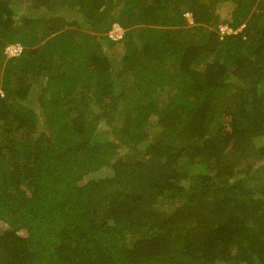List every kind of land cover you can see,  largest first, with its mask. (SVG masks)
Returning <instances> with one entry per match:
<instances>
[{
    "label": "trees",
    "instance_id": "trees-1",
    "mask_svg": "<svg viewBox=\"0 0 264 264\" xmlns=\"http://www.w3.org/2000/svg\"><path fill=\"white\" fill-rule=\"evenodd\" d=\"M25 1L0 0V264H264V0Z\"/></svg>",
    "mask_w": 264,
    "mask_h": 264
},
{
    "label": "rangeland",
    "instance_id": "rangeland-1",
    "mask_svg": "<svg viewBox=\"0 0 264 264\" xmlns=\"http://www.w3.org/2000/svg\"><path fill=\"white\" fill-rule=\"evenodd\" d=\"M25 2L26 3H24V2L21 3V5H19L18 3L15 4L14 2L11 4V6L13 8V12H16V16H15L14 19H15L17 24H19V21L17 19L19 18L20 15H24V14L35 15L36 14L35 17L39 18L42 15V12L45 11L44 9L33 10V9H31V5H32V4H30L31 2L28 1V0L25 1ZM226 4H227L226 6H224V4H221V3H217L215 5V13L218 14L221 19L229 18L228 13L232 10V5L229 2H226ZM253 9H254V7H253ZM51 12H52L51 15H56V16L57 15H63V16L66 17L67 24H66L65 27L62 28L63 30H69V31H71V33H74V31H80V32H84V33H87V34H90V33H88V31L91 30L92 34H94V35L96 34V31H94L92 29V27H90V29L86 28L87 26L80 27V24H82L79 21V15L80 14L77 12L75 7H64V6L62 7L59 4H56L51 9ZM106 15H107V18H109L111 14H109V12H108V13H106ZM41 18H42V16H41ZM75 20L77 21V25H69L72 22H74ZM37 23H38V27H37L36 30H37V33L39 34V38H41L40 36H41V34L43 32V29L45 27V24H44L45 22L39 20V21H37ZM239 29H241V27ZM118 30L115 28L113 33L117 34L119 32ZM47 38L49 39L50 37H48V36L45 37V39H43V41L47 40ZM72 38L74 40H78L79 39L77 36H74V35H72ZM115 48L117 49V50H114L115 51V56L121 57V54H122V49L121 48L122 47L119 45V46H117ZM3 64H4V62L1 63V65H0V77H1V74H2ZM32 96H34V94ZM95 112H97V110H95ZM40 119H43V118L39 117V120ZM104 121H105V119H103V120H101L99 122L100 123V127L98 129L103 128V130H105L106 132H109V129H108L109 127L106 125V123ZM42 124L41 123L37 124V128H38L37 129V133L42 128ZM32 136H34V135L32 134ZM152 137L153 136H152V133H151L150 136H149V139L152 138ZM109 174H110V171L103 168L102 170H99V171H97L95 173H92V174L88 175L87 177H85L82 180V182L87 181L89 178H92V177L100 178V177H104V176H109ZM235 175L236 176L240 175L242 177L247 176L246 172H245V169H244V166L243 167L242 166L238 167L236 169V171H235ZM257 181H258V179L256 180V182ZM82 182H80V183H82ZM252 183H254V182H252ZM1 226H4V225L2 223H0V230L3 229V227H1Z\"/></svg>",
    "mask_w": 264,
    "mask_h": 264
},
{
    "label": "clouds",
    "instance_id": "clouds-1",
    "mask_svg": "<svg viewBox=\"0 0 264 264\" xmlns=\"http://www.w3.org/2000/svg\"><path fill=\"white\" fill-rule=\"evenodd\" d=\"M57 16H63V15H57ZM63 17H65V16H63ZM184 17H185V20L187 21V26H194L195 25V23L193 22V19H192V17H191V15L189 14V13H185L184 14ZM67 20V19H66ZM67 24V23H66ZM70 25V24H69ZM66 26V25H65ZM64 26V27H65ZM115 26V27H114ZM119 29L121 32H122V36H123V33H124V30L117 24V23H113L112 25H111V27L109 28V30L107 31V35H108V37L111 39V40H113V41H117V40H121V38L120 39H112L111 37H110V34L111 33H113L114 32V29ZM90 29V28H89ZM240 29H238V31H239ZM63 31H67V30H63V29H61L60 30V32H63ZM88 33H91V30H89L88 31ZM218 33L220 34V36H224V35H229V34H232V33H235V31H233L229 26H227V24H220L219 26H218ZM92 34V33H91ZM221 38V37H220ZM14 46H19L20 48H21V51L16 55H9V53L7 52V49L9 48V47H14ZM22 49H23V46L21 45V44H19V43H11V44H8L6 47H5V50H4V55H5V57L6 58H16V57H18L21 53H22ZM1 78V77H0ZM20 235H22V236H25V233H23V232H21L20 233Z\"/></svg>",
    "mask_w": 264,
    "mask_h": 264
},
{
    "label": "built area",
    "instance_id": "built-area-1",
    "mask_svg": "<svg viewBox=\"0 0 264 264\" xmlns=\"http://www.w3.org/2000/svg\"><path fill=\"white\" fill-rule=\"evenodd\" d=\"M119 32L117 34L115 33H111L110 37L112 39H120L122 37V32L120 30H118ZM21 51V48L19 46H14V47H9L7 49V52L9 53V55H17L19 52Z\"/></svg>",
    "mask_w": 264,
    "mask_h": 264
}]
</instances>
